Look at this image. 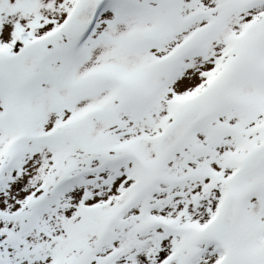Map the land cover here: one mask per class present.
<instances>
[{"label":"snow or ice","instance_id":"obj_1","mask_svg":"<svg viewBox=\"0 0 264 264\" xmlns=\"http://www.w3.org/2000/svg\"><path fill=\"white\" fill-rule=\"evenodd\" d=\"M0 264H264V0H0Z\"/></svg>","mask_w":264,"mask_h":264}]
</instances>
